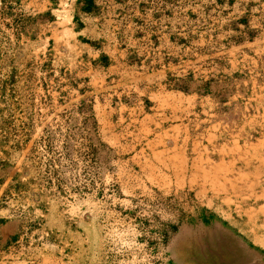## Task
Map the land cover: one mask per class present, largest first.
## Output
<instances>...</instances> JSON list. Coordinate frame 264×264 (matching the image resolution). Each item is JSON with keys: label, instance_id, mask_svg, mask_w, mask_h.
<instances>
[{"label": "crops", "instance_id": "obj_1", "mask_svg": "<svg viewBox=\"0 0 264 264\" xmlns=\"http://www.w3.org/2000/svg\"><path fill=\"white\" fill-rule=\"evenodd\" d=\"M41 2L54 66L90 98L102 139L135 141L139 171L192 191L261 263L264 0Z\"/></svg>", "mask_w": 264, "mask_h": 264}, {"label": "rangeland", "instance_id": "obj_2", "mask_svg": "<svg viewBox=\"0 0 264 264\" xmlns=\"http://www.w3.org/2000/svg\"><path fill=\"white\" fill-rule=\"evenodd\" d=\"M31 3L0 0V264L259 258L192 191L139 171L135 141L102 139L90 98L54 66L52 17Z\"/></svg>", "mask_w": 264, "mask_h": 264}, {"label": "trees", "instance_id": "obj_3", "mask_svg": "<svg viewBox=\"0 0 264 264\" xmlns=\"http://www.w3.org/2000/svg\"><path fill=\"white\" fill-rule=\"evenodd\" d=\"M85 2H87V3H90V2H91V0H85Z\"/></svg>", "mask_w": 264, "mask_h": 264}]
</instances>
